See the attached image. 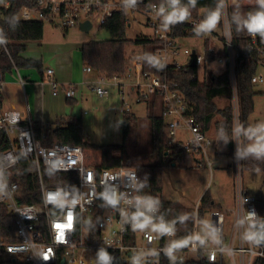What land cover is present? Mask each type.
I'll return each mask as SVG.
<instances>
[{"label": "built area", "instance_id": "built-area-1", "mask_svg": "<svg viewBox=\"0 0 264 264\" xmlns=\"http://www.w3.org/2000/svg\"><path fill=\"white\" fill-rule=\"evenodd\" d=\"M236 3L238 0H221L219 12L204 8L192 16L189 7L179 2L176 7L186 10V15L174 23H166V17L174 10L171 0H135L134 3L133 0H32L20 9L18 20L47 23L68 32L86 22L92 28L95 24L102 27L116 13L126 15L127 26H131V14L146 16V25L155 31L153 36L139 35L149 41L147 46L138 47L141 51L130 56L123 75L110 78L100 75L91 86L98 96L105 97L110 93L106 85L112 81L125 94L124 111L128 112L132 108L127 102L129 91L135 94L138 103L155 99L173 142L181 144L185 155L193 156L194 169L209 171L210 186L214 180L215 139L196 122L192 105L180 82L172 78L170 68H196L202 78L205 70L215 73V65L223 66L233 90L234 122L239 123L237 71L245 63H254L257 72L251 82L254 87L264 83L263 76L258 74L264 68V40L259 35H249L246 42L240 40L229 17V7ZM10 7V0H0V18H4ZM213 14H218L219 20L208 31L204 25ZM0 39L4 40L0 53L4 51L11 57L8 42L1 33ZM149 50L153 51L151 56L147 55ZM180 58L185 62H179ZM152 65L161 74L153 71ZM84 71L93 73L89 66ZM54 75L52 68L46 70L53 95L62 91L67 99H74L77 88L60 84ZM20 80L26 83L24 78ZM5 83V75L0 74V208L15 217L18 238L16 243L0 244L7 261L100 264L103 251L115 253L118 264H158L163 255L173 257L178 263L202 259L205 264H253L256 258H264V246L248 239L254 235L261 217L256 199L244 188L241 167L234 176L239 203L231 237L227 239L225 234L228 212L216 208L210 211L211 237L200 238L199 203L195 206L192 236L188 240L180 238L172 228L162 231L155 221L162 210L161 200L153 195L149 183L142 180L135 168L124 165L103 168L102 157L90 161L87 150L81 146H44L35 136L32 120L24 119L15 108H6ZM179 129L189 132L187 142L174 141ZM114 155L121 157L122 153L118 151ZM23 162L29 163L31 171L38 175L39 188L33 193L38 203L22 202L26 197L20 182ZM17 165L18 180L14 178ZM44 169L64 177L63 183L49 185ZM51 178L52 182L58 180L53 175ZM145 219L148 223L138 227ZM149 226L156 228L155 231Z\"/></svg>", "mask_w": 264, "mask_h": 264}, {"label": "trees", "instance_id": "trees-1", "mask_svg": "<svg viewBox=\"0 0 264 264\" xmlns=\"http://www.w3.org/2000/svg\"><path fill=\"white\" fill-rule=\"evenodd\" d=\"M32 0H10L11 7L5 13L4 18H0V33L8 42L11 57L4 51L0 53V74L6 75L12 72V67L37 68L41 74L44 68L39 60H27L20 56L25 51L27 42L41 41L44 36V24L39 22H23L18 20L20 9L31 4ZM189 7L192 16H196L204 9H210L215 13L221 10V0H195V5L190 0H179ZM260 6H248L242 4V0L229 7V17L232 28L240 37V40L246 42L249 36L245 24L249 15L260 11ZM126 15L116 13L109 18L102 26L109 34L107 41H90L81 45L80 51L82 61L85 66L92 68L98 76L103 75L113 77L116 74L123 75L129 66L130 56L127 48L129 46L146 47L149 41L138 36L135 40L127 37ZM154 44V42H151ZM153 51H147L151 56ZM147 60H150L149 58ZM151 68L157 74H161L159 69ZM171 76L181 84L185 96L190 101L193 108V116L206 133H210L213 126L220 133L221 139L226 142V148L230 152L227 157L233 158L234 155V110L233 90L230 84L229 73L216 75L211 70H205L202 78L198 76L196 68H182L175 70L170 68ZM257 72V66L254 63H245L237 71L238 82V104H239V125L241 143V170L242 172H261L264 174V155L257 156L252 154L247 145L248 138H256L251 133L254 132V126L251 123V116L255 110V97L258 93L255 91L251 79ZM144 102V101H142ZM219 102L222 103L219 106ZM149 103L148 120L150 123L152 149L150 152L132 155L126 149L125 145H94L86 140L82 119H73L68 122L65 118H58L53 124H41L33 122L34 132L44 146L50 147L55 144H70L81 146L84 149H94L102 153V167L113 168L121 165H132L137 167V172L143 181H147L153 195L161 200L162 210L156 216L155 221L160 226L172 228L178 237L189 239L192 236L195 224V207L186 208L182 204L163 199V173L164 169L170 165L181 163L186 156L180 143H174L169 135V129L166 126L163 117L159 114L156 100L147 101ZM218 117V118H217ZM218 119V120H217ZM137 121L136 115L128 111H123V130L124 140L130 134L132 127ZM121 151L122 156L116 157L114 153ZM129 167V166H128ZM22 176L20 182L23 187L25 199L23 203L40 202L37 195L33 194L38 190V175L31 171V165L23 162L21 165ZM198 170V169H196ZM204 170V169H201ZM227 174L230 177L235 176L233 163L226 167ZM47 175L49 185H60L63 183L58 174L44 169ZM51 175L58 178L52 182ZM15 179L18 180V165L15 169ZM218 207L209 190L202 196L198 210V220L201 221L206 212ZM256 207L261 217V222L254 227L253 234L257 238L264 234V194L256 199ZM161 228V227H160ZM15 217L4 208H0V244L16 243ZM264 246V240L260 242ZM107 257V261L105 260ZM118 256L111 251H103L100 255V264H118ZM0 264H12L4 258L0 249ZM158 264H205L202 259L192 260L186 263H178L173 257L163 255ZM253 264H264V258H256Z\"/></svg>", "mask_w": 264, "mask_h": 264}, {"label": "rangeland", "instance_id": "rangeland-1", "mask_svg": "<svg viewBox=\"0 0 264 264\" xmlns=\"http://www.w3.org/2000/svg\"><path fill=\"white\" fill-rule=\"evenodd\" d=\"M242 4L260 6L258 0H242ZM129 19L131 26L127 27V37L130 40H135L141 34L148 36L155 34L154 29L146 25V16L131 14ZM109 39V32L105 28L98 27L97 24L89 32L75 27L66 33L61 27L54 28L44 23L42 41L27 42L26 49L20 56L27 60H39L44 69L50 67L55 71V79L60 84L77 88L75 100L67 99L69 101L67 114L75 119H82L84 135L89 143L94 145H125L130 154L140 156V154L150 152L152 149L150 123L147 118L150 110L149 103H138L135 94L129 91L130 96H127V102L131 105V113L136 115L137 121L124 140L123 111L125 109L123 99L126 100L125 94L123 95L122 89L113 85L112 81H108L106 88L110 92L109 95L98 96L91 86L92 83L98 81V75L95 72L87 73L84 71L85 65L82 61L81 45L85 42H104ZM135 51L141 50L136 46H129L127 48L128 56L135 55ZM179 62L184 63L185 60L180 58ZM213 69L216 75H220L223 73L224 67L215 65ZM17 70L18 73L16 67L13 66L12 72H7L4 86V94L7 92L16 99H18L20 77L26 80V84L36 86L43 78L40 70L34 67H18ZM258 74L264 78V68H261ZM255 91L258 95L255 97V110L250 118L254 130L264 125V83L255 85ZM59 92L63 94L62 91ZM64 99H66L65 96ZM221 105L222 103L219 102V106ZM6 108L9 107L6 106ZM210 133L216 141L212 151L213 184L208 186L210 183L209 171L207 169H194L193 156L186 154L177 166L170 165L164 169L163 199L182 204L186 208H192L200 202L202 195L209 190L215 199H219L223 208L231 210L227 213L225 225V234L229 239L236 219L239 201L235 177L234 175L230 177L222 166L226 163H233L235 174L237 169L241 167L240 125L234 122L233 158L225 156L229 155L230 152L225 147L226 142L221 139L220 132L215 129V126L212 127ZM189 138L190 134L187 130L179 129L174 141L187 142ZM255 140L256 138H248L247 145L249 147L254 146ZM87 152L90 161L100 160L102 157L101 151L87 149ZM126 166L137 169L130 164ZM243 185L250 196L255 199L261 198L264 194V174L261 172H243ZM212 226L211 213L206 212L204 218L198 223L200 238H210ZM149 228L154 231L156 229L151 226Z\"/></svg>", "mask_w": 264, "mask_h": 264}, {"label": "crops", "instance_id": "crops-1", "mask_svg": "<svg viewBox=\"0 0 264 264\" xmlns=\"http://www.w3.org/2000/svg\"><path fill=\"white\" fill-rule=\"evenodd\" d=\"M47 69H44V73L42 75L43 78L41 82L37 84L38 86L34 84H26V83L22 84L21 82L18 83L20 84V86H18V88L20 87L18 93V99H16L14 96L7 94L6 92L5 93L6 106L9 107L8 109L15 108L16 110L21 112L24 119L26 120L31 119L32 122H39L44 125L53 124L60 117L65 118L66 122L75 119L71 115L67 114V110H68L67 107L69 101L67 100L66 97H65L66 99H64L65 95L59 93L57 96H54L49 84L47 83V81H45V79H48L46 76ZM228 165L230 164L229 163L224 164L222 166L223 169L226 170V167ZM213 199L218 204L217 207L218 209H222L226 212L231 211L228 208H223V205L219 201V199H215L214 197ZM199 203L200 202H198V204Z\"/></svg>", "mask_w": 264, "mask_h": 264}, {"label": "clouds", "instance_id": "clouds-1", "mask_svg": "<svg viewBox=\"0 0 264 264\" xmlns=\"http://www.w3.org/2000/svg\"><path fill=\"white\" fill-rule=\"evenodd\" d=\"M134 2L135 0H133V3ZM171 3L174 10L170 15L166 17V23H174L177 20L182 19L186 15V10L176 7L179 4V0H171ZM190 3H192L194 6L195 0H190ZM258 3L261 10L257 11L255 14L249 15L245 27L247 28L249 35H259L260 38L264 40V0H258ZM161 11H163V9H161ZM218 20V14H213L208 18V21L204 25V27L208 31H211L215 28ZM2 43H4V40L0 39V44ZM256 133H259V135L256 136ZM251 135L256 136V140L254 146H252L249 151L257 156L264 155V125L258 127L254 132L251 133ZM136 219L139 221V216H137ZM147 223L148 220L145 219L143 223H138V227L143 228ZM161 230L168 231L169 229H167L166 226H161ZM248 239L258 244L262 240H264V234L260 235L258 238L254 235H250ZM105 260L107 261V257H105Z\"/></svg>", "mask_w": 264, "mask_h": 264}, {"label": "water", "instance_id": "water-1", "mask_svg": "<svg viewBox=\"0 0 264 264\" xmlns=\"http://www.w3.org/2000/svg\"><path fill=\"white\" fill-rule=\"evenodd\" d=\"M91 28H92V26H91V23L90 22H86V23H83V24H81V26H80V29L82 30V31H85V32H89L90 30H91ZM191 66H195V63L193 62L192 64H191ZM173 166H175V164H173Z\"/></svg>", "mask_w": 264, "mask_h": 264}]
</instances>
